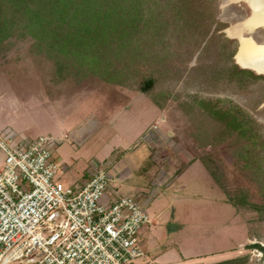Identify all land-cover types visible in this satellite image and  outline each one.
Segmentation results:
<instances>
[{"label": "rangeland", "instance_id": "374dc122", "mask_svg": "<svg viewBox=\"0 0 264 264\" xmlns=\"http://www.w3.org/2000/svg\"><path fill=\"white\" fill-rule=\"evenodd\" d=\"M151 1L153 26H142L113 62L125 70L122 85L92 75L78 78L72 68L70 76L60 79L52 59L35 48L32 38L4 40L0 45V136L28 140L48 134L59 140L65 131L68 137L52 154L59 162L68 153L70 169L58 179L74 187L70 179L77 172L90 173L93 165L105 170V149L123 133L129 138L146 120L147 114L138 110L139 102L157 101L159 115L150 125L158 157H166L168 165L173 161L179 171L192 159L208 156L220 167L226 194L242 189L248 202L263 203L264 76L232 70L238 42L224 32L250 10L242 1L229 2L224 10L223 0ZM253 37L264 42V29H257ZM146 77H152L154 84L142 93L138 87ZM208 109H229L247 132L241 135L234 130L215 142L223 135V124L212 119ZM97 124L102 128L92 133ZM79 127L85 129L79 134L85 139L81 144L71 137ZM143 134L134 145L145 143ZM238 214L239 238L230 243L241 240L233 254H240L238 264H258L256 251L248 253L243 245L255 239L264 242V219L251 207L239 208ZM213 259H206V264Z\"/></svg>", "mask_w": 264, "mask_h": 264}, {"label": "built area", "instance_id": "2783aa9c", "mask_svg": "<svg viewBox=\"0 0 264 264\" xmlns=\"http://www.w3.org/2000/svg\"><path fill=\"white\" fill-rule=\"evenodd\" d=\"M67 137L0 136V264H155L138 239L148 213L130 196L103 201L105 170L78 187L58 179L52 151Z\"/></svg>", "mask_w": 264, "mask_h": 264}, {"label": "crops", "instance_id": "0c3cea01", "mask_svg": "<svg viewBox=\"0 0 264 264\" xmlns=\"http://www.w3.org/2000/svg\"><path fill=\"white\" fill-rule=\"evenodd\" d=\"M139 103L138 110L147 114L146 120L129 138L123 133L102 155L110 179L102 200L130 196L146 210L150 221L140 227L138 239L147 259L155 264H206L205 260L211 258L215 260L207 264H218L239 257L234 256L233 248L241 239L235 245L230 243L239 238L238 210L226 201L223 190L200 160L192 159L177 172L173 161L168 165L166 157H158L150 124L158 117L159 108L151 100ZM130 107L134 110V104ZM100 128L102 125L95 126L92 133ZM82 131L85 129L79 127L71 135L80 144L85 142L79 137ZM142 133L147 134H143L145 143L134 145ZM67 155L59 161L64 173L70 169ZM89 174L83 169L70 180L82 186Z\"/></svg>", "mask_w": 264, "mask_h": 264}, {"label": "trees", "instance_id": "16d2710c", "mask_svg": "<svg viewBox=\"0 0 264 264\" xmlns=\"http://www.w3.org/2000/svg\"><path fill=\"white\" fill-rule=\"evenodd\" d=\"M152 7L151 0H0V45L13 36H29L35 48L44 50L52 59L54 73L60 79L70 76L72 68L73 76L78 78L92 75L104 82L122 85L125 70L115 67L113 62L136 39L142 26H153ZM232 70L237 74L263 77L237 64L232 65ZM153 84L154 79L146 77L138 88L147 93ZM153 103L159 105L157 101ZM208 111L212 119L223 124V135L214 139L215 142L234 130L239 129L241 135L247 132L229 109ZM199 160L225 192L220 167L208 156ZM246 196L244 190L238 189L228 192L226 201L237 210L256 208ZM240 260L236 257L218 264H238Z\"/></svg>", "mask_w": 264, "mask_h": 264}, {"label": "bare ground", "instance_id": "6f19581e", "mask_svg": "<svg viewBox=\"0 0 264 264\" xmlns=\"http://www.w3.org/2000/svg\"><path fill=\"white\" fill-rule=\"evenodd\" d=\"M244 2L250 13L247 17L231 23L224 32L238 42L235 61L242 67L264 74V42L257 41L253 35L259 28L264 29V0H223L224 10L229 2Z\"/></svg>", "mask_w": 264, "mask_h": 264}, {"label": "flooded vegetation", "instance_id": "af4514ba", "mask_svg": "<svg viewBox=\"0 0 264 264\" xmlns=\"http://www.w3.org/2000/svg\"><path fill=\"white\" fill-rule=\"evenodd\" d=\"M234 39V38H233ZM234 59V58H233ZM250 70V69H249ZM253 71V70H252ZM255 72V71H254ZM256 73V72H255ZM258 74V73H257ZM259 75H262V74H259ZM264 76V75H263ZM254 204V203H253ZM254 206L256 207V208H254V210L256 211V212H258L259 214H260V216L264 219V202L263 203H259V204H254ZM256 236L254 235V238H255ZM261 248H263L264 249V242H261V241H259L258 239L256 240H254V241H251V242H248V243H246V244H244L243 245V250L245 251V250H247L248 251V253H249V251H256V253H257V260H258V264H264V258H263V256H264V251H262L261 250ZM245 255H247V254H244V256L243 257H245Z\"/></svg>", "mask_w": 264, "mask_h": 264}, {"label": "water", "instance_id": "95a60500", "mask_svg": "<svg viewBox=\"0 0 264 264\" xmlns=\"http://www.w3.org/2000/svg\"><path fill=\"white\" fill-rule=\"evenodd\" d=\"M237 52V51H236ZM236 54V53H235ZM235 54H234V56H233V58H234V60H235ZM235 63L237 64V62L235 61ZM239 67H241V68H244V69H250V68H247V67H242V66H240L239 64H237ZM251 70V69H250ZM257 73V72H256ZM258 74H262V75H264L263 73H258Z\"/></svg>", "mask_w": 264, "mask_h": 264}]
</instances>
